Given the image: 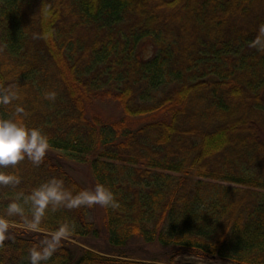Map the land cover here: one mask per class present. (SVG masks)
<instances>
[{"label":"trees","instance_id":"trees-1","mask_svg":"<svg viewBox=\"0 0 264 264\" xmlns=\"http://www.w3.org/2000/svg\"><path fill=\"white\" fill-rule=\"evenodd\" d=\"M3 119L40 143L0 164V264H264V0H0Z\"/></svg>","mask_w":264,"mask_h":264},{"label":"rangeland","instance_id":"rangeland-1","mask_svg":"<svg viewBox=\"0 0 264 264\" xmlns=\"http://www.w3.org/2000/svg\"><path fill=\"white\" fill-rule=\"evenodd\" d=\"M92 115H101L103 119L106 120H116L120 118L122 115V110L119 106L115 103H108V104H95L91 107ZM73 176L80 182L84 183L88 189L92 190V186L90 183V169L88 166L82 165H73ZM104 212L103 208L100 204L96 206L93 210V214L91 219L96 220L98 223L99 228L104 226ZM76 245L84 247L86 249H91L103 255H108L110 253L109 245L107 242V238L103 235L101 238L95 240L93 238L87 240H78L73 241ZM141 245V244H139ZM145 247V250L143 249ZM133 257L136 259L142 260H158L161 261L163 264H169V260L171 258L172 250L162 249L157 245H145V246H138L131 249ZM110 256V255H109ZM132 256V255H131ZM170 264H222L210 260H202L197 259L194 256H180L175 259Z\"/></svg>","mask_w":264,"mask_h":264},{"label":"clouds","instance_id":"clouds-1","mask_svg":"<svg viewBox=\"0 0 264 264\" xmlns=\"http://www.w3.org/2000/svg\"><path fill=\"white\" fill-rule=\"evenodd\" d=\"M40 134L22 124L10 120H0V164L7 165L22 159L25 154L35 157L39 148Z\"/></svg>","mask_w":264,"mask_h":264}]
</instances>
